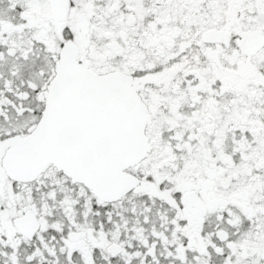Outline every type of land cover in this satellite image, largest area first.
Wrapping results in <instances>:
<instances>
[{
	"label": "snow or ice",
	"instance_id": "1",
	"mask_svg": "<svg viewBox=\"0 0 264 264\" xmlns=\"http://www.w3.org/2000/svg\"><path fill=\"white\" fill-rule=\"evenodd\" d=\"M0 264H264V0H0Z\"/></svg>",
	"mask_w": 264,
	"mask_h": 264
}]
</instances>
